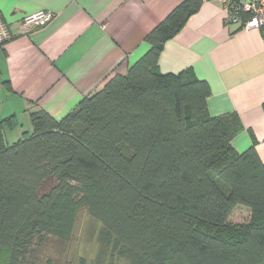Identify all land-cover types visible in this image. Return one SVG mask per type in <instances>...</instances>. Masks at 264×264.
<instances>
[{"label": "trees", "instance_id": "obj_1", "mask_svg": "<svg viewBox=\"0 0 264 264\" xmlns=\"http://www.w3.org/2000/svg\"><path fill=\"white\" fill-rule=\"evenodd\" d=\"M180 1L148 52L65 117L31 111V132L11 144L16 120L0 122V264H57L51 241L72 238L82 208L122 264H264L255 143L232 147L239 120L209 114L211 89L193 71L159 70L165 44L214 0ZM239 207L251 218L232 225Z\"/></svg>", "mask_w": 264, "mask_h": 264}, {"label": "crops", "instance_id": "obj_2", "mask_svg": "<svg viewBox=\"0 0 264 264\" xmlns=\"http://www.w3.org/2000/svg\"><path fill=\"white\" fill-rule=\"evenodd\" d=\"M180 2L0 0L8 33L0 43V122L16 120L5 137L23 129L22 122L30 133L31 111L60 120L111 76L125 74L148 52L147 36ZM41 11L51 20L24 28V18ZM186 69L208 83L211 116L239 120L232 147L242 153L255 143L264 163V27L229 25L222 2L205 1L159 58L164 74Z\"/></svg>", "mask_w": 264, "mask_h": 264}, {"label": "rangeland", "instance_id": "obj_3", "mask_svg": "<svg viewBox=\"0 0 264 264\" xmlns=\"http://www.w3.org/2000/svg\"><path fill=\"white\" fill-rule=\"evenodd\" d=\"M24 128L19 126L18 131L10 132L6 137L7 140L15 142L22 138L27 130V123L22 122ZM19 132V137L17 133ZM251 213L248 209L237 208L229 219L232 225H244L249 222ZM102 224L92 217L86 208H82L77 217L76 226L72 238L64 245H60L58 241H51L49 250L52 251L50 257L57 264H122L119 258L112 257V250L102 245L99 240ZM46 252V251H45Z\"/></svg>", "mask_w": 264, "mask_h": 264}, {"label": "built area", "instance_id": "obj_4", "mask_svg": "<svg viewBox=\"0 0 264 264\" xmlns=\"http://www.w3.org/2000/svg\"><path fill=\"white\" fill-rule=\"evenodd\" d=\"M225 10V23L239 25L245 31L264 27V0H220ZM52 18L48 12H38L24 18L26 29H34L47 24ZM8 37L7 30L0 20V43Z\"/></svg>", "mask_w": 264, "mask_h": 264}]
</instances>
